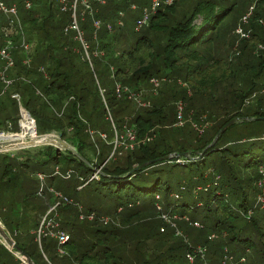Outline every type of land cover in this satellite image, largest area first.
<instances>
[{
  "label": "trees",
  "instance_id": "trees-1",
  "mask_svg": "<svg viewBox=\"0 0 264 264\" xmlns=\"http://www.w3.org/2000/svg\"><path fill=\"white\" fill-rule=\"evenodd\" d=\"M2 1L17 6L26 42L35 43L26 55L19 36L9 32L14 65L7 73L8 99L16 103L11 95L17 94L38 135L61 133L83 159L52 146L25 159L0 153V222L18 248L35 264H187V255L194 264H219L225 256L264 264V202H258L264 198L258 186L264 135L228 139L234 126L264 123L257 120L264 117V0H177L144 25L151 0ZM73 6L79 30L83 34L85 26L93 36L88 42L84 34L91 67L81 43L80 55L70 47ZM235 7L240 16L223 29ZM6 23L0 21V48ZM238 25L247 37L235 34ZM63 100V112L53 114L50 106ZM5 106L0 101L1 114ZM127 131L136 136L134 149L121 145L112 153L114 136L125 140ZM1 145L0 138L5 150ZM182 153L187 157L176 156ZM55 168L74 171L71 195L52 188ZM96 195L109 198L111 207L95 204ZM177 219L204 243L191 244ZM46 221L52 223L37 235Z\"/></svg>",
  "mask_w": 264,
  "mask_h": 264
},
{
  "label": "rangeland",
  "instance_id": "rangeland-1",
  "mask_svg": "<svg viewBox=\"0 0 264 264\" xmlns=\"http://www.w3.org/2000/svg\"><path fill=\"white\" fill-rule=\"evenodd\" d=\"M2 1V0H1ZM60 1V0H59ZM74 1L75 0H66V3L67 4H70L72 3V5L74 4ZM4 2V1H2ZM5 3V2H4ZM6 4V3H5ZM88 4V3H87ZM7 5V4H6ZM90 4H88L89 6ZM53 10L54 12L58 15L59 12H63L61 11V3L59 2H55V5L53 6ZM59 10V12H58ZM88 10V9H87ZM241 14V9L240 7H235L234 10L232 12L229 13V15L226 17L225 21L223 22V25H222V28L224 29L225 28H229L231 25H233V23L235 22V20L240 16ZM0 15H3L1 12H0ZM4 17V18H3ZM5 16H0V21L3 22L5 20ZM78 22L81 24L83 22V17L80 16V13L78 12ZM84 34H85V38L88 42H90L91 40H93V36L91 35V31L87 29V27L84 26V29H83V34H82V41L83 43H85V38H84ZM17 37V36H16ZM26 38V37H25ZM90 39V40H89ZM94 39H95V34H94ZM72 40V39H71ZM81 43L78 39H74L72 40V43H70V47H72V49L75 51L76 54H79L80 55V52L78 51L79 50V47L77 46V43ZM3 40L2 38H0V46L2 44ZM5 42V40H4ZM75 42V45L74 43ZM13 43V42H12ZM82 44V43H81ZM28 45H29V52H25L24 53L26 55L30 54L34 48V45L35 43H29L28 42ZM85 45H87V43H85ZM18 50V49H17ZM85 53V58L87 60V62L89 63L90 65V57H89V54L84 51ZM13 56V55H12ZM93 57H95V54H93ZM93 64L95 66V59H93ZM2 60L0 59V64H2ZM91 67V65H90ZM81 72L87 76V73H88V70L87 68L84 66V64L81 65V68H80ZM92 79L94 81V84H95V73L92 74ZM2 85V84H0ZM2 87V91L0 93V101L4 102V110L2 111V114L0 113V120L1 122H3V130H5L4 132H0V136L3 135V139L2 141L3 142H8L4 145H1V147H5V150L3 149V151H6V152H2V153H9L8 154V157L11 158L10 155H17V154H21L22 158L25 159V155L27 153H35V152H38L39 150H41V147L42 146H38V147H34V146H30V144H37V143H40V142H37V139L42 136V135H46V134H49V133H46V134H42V135H38L37 132L34 136H29L28 134H25L24 131H22V126H21V122L23 120V116H22V112H23V108L20 106L21 105V102L20 101H17L15 100V102L17 103V106L15 105L16 103H14L12 100H9L8 99V96L9 94L11 93L10 90H5L4 91V87L3 85L1 86ZM39 92H38V91ZM5 92V93H4ZM36 95L38 97H43L42 95V90L41 88H37L36 89ZM30 97V96H29ZM138 101H139V98H138ZM65 101L63 100L60 104H57L55 105V103H53L51 106H50V109L52 110V113L53 114H56V115H59L63 112V109H64V103ZM140 102V101H139ZM25 110V109H24ZM26 111V110H25ZM27 112V111H26ZM66 112V110L64 111V113ZM28 113V112H27ZM29 114V113H28ZM55 115V116H56ZM30 116V115H29ZM17 120V131L16 132H12L11 130L13 129V123L15 122V120ZM28 122H31L33 119L28 117ZM34 121V120H33ZM32 123V122H31ZM15 124V123H14ZM24 124V121L22 122V125ZM34 125H35V121H34ZM47 126H50V125H47ZM264 123L263 124H258V123H252L250 125H248L247 127H240L239 126H234L232 127V129L228 132V139L231 140V139H237V138H241V137H246V138H251V137H259V136H262L264 135ZM25 130V129H24ZM37 130L38 132H41L42 130V125L38 124L37 125ZM26 132H29L27 130H25ZM35 131H36V125H35ZM30 133V132H29ZM8 134H17V137L19 135L18 138H13L11 139L8 135ZM52 135H56V133L54 132H51ZM32 135V134H31ZM70 135V134H68ZM101 138L102 139H106V136L105 134H100ZM18 139V140H17ZM16 140L17 142H15L16 144H19V145H16V146H12V141ZM63 140V139H62ZM115 136H114V139L111 141L112 144H113V151L112 153L115 151V149H119L120 147H116L115 148ZM11 141V142H9ZM64 142H66L68 145H70V143L67 141V139L63 140ZM95 143L96 145L98 144V138H97V135L95 134ZM71 146V145H70ZM24 150H27L25 152H23ZM60 152H63V151H60ZM112 155V154H111ZM91 156V155H90ZM15 160V159H14ZM16 162V165H14L13 167L14 168H17V161L15 160ZM12 163V162H11ZM30 164L28 165V173L29 175L31 174L30 173ZM101 167L99 169H96L98 171H100ZM59 170V171H58ZM70 170L71 171V175H74L72 172H74L72 169H57L55 168V170L53 171L54 174H55V179L53 180V187L55 186H59L61 187L62 189H65L67 191V194H70L71 195V188L69 187L68 183H70V178H67L66 177V174H67V171ZM94 169V172L96 171ZM40 187V185H39ZM80 189V188H79ZM46 196H49V194H47ZM78 197H80L82 200L83 199H86L85 198V195H83V193H80L78 195ZM66 202V201H65ZM111 200L109 198H103L101 196H95V204H100V203H103L105 204L107 207H111V204H110ZM93 206H95L94 204H92ZM105 205H103V207H105ZM102 211V210H101ZM174 221V220H173ZM43 219L41 221V225L43 224ZM176 224L177 226L179 227L180 229V233L185 236L187 238V240L191 243V244H197L199 242H203L205 241V238H198V239H195V235H196V230L194 228H191V227H188L182 220L180 219H177L176 221ZM48 223H52V222H48ZM47 221L44 223L43 227L41 228V230H39L40 234H42L43 232H45L47 230V227H48V224ZM0 225L3 227V229L6 231L5 227L2 225V223L0 222ZM175 227V226H174ZM173 228V227H172ZM51 229V228H50ZM176 229V227H175ZM7 232V231H6ZM38 232V233H39ZM8 233V232H7ZM37 233V235H38ZM9 235V233H8ZM10 237V236H9ZM11 238V237H10ZM4 246V245H3ZM5 248V247H4ZM10 251L7 250L5 248L2 249L0 247V262L2 263H8V264H18V263H15V259H13L11 256H10ZM12 254V253H11ZM248 254H251V252H248ZM13 255V254H12ZM15 257V256H14ZM17 258V257H16ZM18 259V258H17ZM19 260V259H18ZM20 261V260H19ZM11 262H14V263H11ZM21 262V261H20ZM208 263L210 264V262L208 261ZM247 263V260L245 263H242V264H246ZM174 264V263H172ZM221 264V262L219 263ZM230 264H238L237 261L234 259Z\"/></svg>",
  "mask_w": 264,
  "mask_h": 264
},
{
  "label": "built area",
  "instance_id": "built-area-1",
  "mask_svg": "<svg viewBox=\"0 0 264 264\" xmlns=\"http://www.w3.org/2000/svg\"><path fill=\"white\" fill-rule=\"evenodd\" d=\"M175 1L177 0H151L149 7L145 10L142 19L140 20V25H144L148 22L149 18L151 15H153L156 10H158L159 8L163 7V6H169L171 4H173ZM61 3H64V0H61ZM30 3L26 2L25 3V7L29 8ZM86 9H89V6L85 5L84 6ZM132 8H134V6H132ZM75 6H73V21L71 23V25L68 27L67 30H72L75 31V39H78L82 44V47L84 49V51H86V45L85 43H83L82 41V32L79 30L76 18H75V12H74ZM252 8L249 9V12L242 17L241 22L242 24H245L249 15L251 14ZM0 12L6 17V21H7V27H5L3 29L4 32V36H5V42L3 47L0 48V59L3 62V67H1L0 69V83L3 85L4 87V91L9 88L11 86V80L8 78L7 73L9 72V70L13 67L14 65V59L11 53V49L13 46L12 40L10 38V34L9 32L13 31V35H18L19 36V40H20V48L23 49L25 52H29L30 48L28 43L26 42L24 33H23V29H22V25L19 21L18 18V9L16 5H10L7 6L4 2H2L0 0ZM235 34H237L240 38H245L248 36V33L243 31V28L241 27V25H238L237 28L235 29ZM152 84L155 86H158V82L155 80H151ZM264 93V90H263ZM12 99H15L17 101H20V98L17 94H13L11 95ZM182 109L181 104H179V110ZM178 122H177V126H181L183 124L182 122V118L180 115H178L177 117ZM32 124L34 125V121H31ZM35 126V125H34ZM125 140L120 139V141L117 139V137H115V148L116 147H120L121 145H125V147L129 150H133L134 146L137 143L136 140V136L132 131H127L126 136H125ZM99 171L96 170L94 175L91 177V179L96 177V174ZM71 174V171H67L66 177L69 178ZM260 174L262 176V178L260 179L258 186L262 189V192L264 191V170L260 171ZM38 178L40 180H42V176L39 175ZM90 179V180H91ZM264 202V198L259 197L258 198V202ZM53 208H51L48 213L52 210ZM45 220V218H43V221ZM195 225L197 226V224L195 223ZM40 235V232L38 233ZM65 239H67V237L61 238V241H64ZM186 259L188 260L187 264H194V260L193 257L191 255H187ZM232 262L231 257L229 256H225L224 259L222 260L221 264H230ZM244 262V258H241L238 260V263L242 264ZM206 264V263H203Z\"/></svg>",
  "mask_w": 264,
  "mask_h": 264
},
{
  "label": "water",
  "instance_id": "water-1",
  "mask_svg": "<svg viewBox=\"0 0 264 264\" xmlns=\"http://www.w3.org/2000/svg\"><path fill=\"white\" fill-rule=\"evenodd\" d=\"M22 110L25 111L24 109H22ZM27 115L29 116L28 113H27ZM29 118H30V116H29ZM257 120H264V117L258 118ZM234 123H235V120H231L222 129H220V131L216 134L215 138L212 140V142H211V144L209 146H212L218 140V138L221 136V134L224 133ZM30 146H34V147H38V146H52L58 151H70L73 155H75L76 157H78L81 160H83L81 157H79L77 152L70 145H68L66 142H64L62 140V134L61 133H56V135H52L48 139V141H46V142L37 143V144H30ZM2 152H6V151L1 150V148H0V153H2ZM172 156L173 155H170L169 157H172ZM176 156L187 157V153L177 154ZM167 158L168 157L159 158V159H156V161L159 162V161L165 160ZM147 164L148 163H146L144 165H147ZM144 165L136 167L133 171L139 170ZM0 236L5 238V241L7 242L8 246L1 240V238H0V243L2 245H4V247L7 250H9L15 257H17L23 264H35L24 252H22L18 248V246L13 241V239L9 237L8 233L5 230L4 231L0 230Z\"/></svg>",
  "mask_w": 264,
  "mask_h": 264
},
{
  "label": "bare ground",
  "instance_id": "bare-ground-1",
  "mask_svg": "<svg viewBox=\"0 0 264 264\" xmlns=\"http://www.w3.org/2000/svg\"><path fill=\"white\" fill-rule=\"evenodd\" d=\"M22 116H23V120H22V122L24 121V124L22 125V122H21V126H22V131H24V133L25 134H28L29 136H34L35 134H36V131H35V126L31 123V122H28V115H27V113L25 112V111H23L22 112ZM27 130V131H29V132H26L25 130ZM32 134V135H31ZM49 134H51V133H49ZM49 134H46V135H49ZM8 135H10L9 137L11 138V139H13V138H18L19 137V135H18V137H17V134H8ZM46 135H42V136H40L38 139H37V142H41V141H43L44 140V138L46 137ZM21 137V136H20ZM19 137V138H20ZM0 138L1 139H3V135H1L0 136ZM18 140V139H17ZM14 141H16V140H14ZM14 141H12V142H14ZM9 142H11V141H9ZM6 143H8V142H3V145L4 144H6Z\"/></svg>",
  "mask_w": 264,
  "mask_h": 264
},
{
  "label": "crops",
  "instance_id": "crops-1",
  "mask_svg": "<svg viewBox=\"0 0 264 264\" xmlns=\"http://www.w3.org/2000/svg\"><path fill=\"white\" fill-rule=\"evenodd\" d=\"M21 106V105H20ZM11 263H14V262H11ZM8 264V263H7Z\"/></svg>",
  "mask_w": 264,
  "mask_h": 264
}]
</instances>
